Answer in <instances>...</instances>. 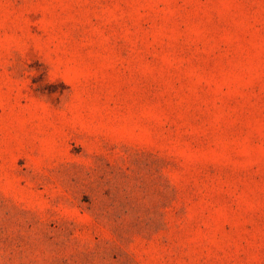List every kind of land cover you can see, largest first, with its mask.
<instances>
[{
	"label": "rangeland",
	"instance_id": "374dc122",
	"mask_svg": "<svg viewBox=\"0 0 264 264\" xmlns=\"http://www.w3.org/2000/svg\"><path fill=\"white\" fill-rule=\"evenodd\" d=\"M0 264H264V0H0Z\"/></svg>",
	"mask_w": 264,
	"mask_h": 264
}]
</instances>
